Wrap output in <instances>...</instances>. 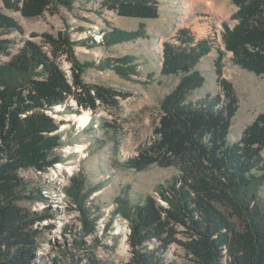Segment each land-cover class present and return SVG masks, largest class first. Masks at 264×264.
<instances>
[{
    "label": "trees",
    "instance_id": "1",
    "mask_svg": "<svg viewBox=\"0 0 264 264\" xmlns=\"http://www.w3.org/2000/svg\"><path fill=\"white\" fill-rule=\"evenodd\" d=\"M75 1L4 0L7 8L25 17L41 16L52 5L70 8ZM235 2L241 5L240 22L225 34L227 48L243 69L264 74V0ZM102 6L122 17L160 16V0H102ZM0 26L25 33L17 18L1 10ZM31 34L41 36L51 46V53L32 39L17 45L14 39L0 36V55L10 56L0 66V264H36L41 247L36 225L53 218L47 209L34 211L20 204L41 199L43 190L39 187L35 193L30 189L20 171L35 168L43 172L63 160L56 150L64 143L59 130L65 122L57 121L48 111L64 104L74 111L69 104L72 98L78 114L81 109L96 112L102 105L121 110V100L131 96L112 86L85 82V63L74 65L71 78L57 61L73 49L64 34ZM197 53L201 54L195 48L186 50L166 43L163 71H190L189 64L198 61ZM202 80L198 72L184 76L161 103L165 114L156 129L157 137L124 163L138 171L155 162L162 166L179 163L181 170L158 190L166 204L147 195L137 203L122 199L113 212V216L120 212L130 223L131 258L127 264H179L167 257L174 243L188 253L189 260L183 264H264V202L260 195L264 185V112L239 140L230 142L232 119L239 108L235 90L222 79L225 100L221 95H209L197 102L187 101V93ZM93 127L94 123L89 128ZM90 185L86 174L80 173L66 188L84 225L81 237L75 234L72 246L54 257L52 264H84V260L102 264L94 248L99 242L97 222L103 213L88 205L96 191ZM233 217L241 220L242 226L235 225ZM181 233L188 239L179 238ZM78 251L82 256H76Z\"/></svg>",
    "mask_w": 264,
    "mask_h": 264
},
{
    "label": "rangeland",
    "instance_id": "2",
    "mask_svg": "<svg viewBox=\"0 0 264 264\" xmlns=\"http://www.w3.org/2000/svg\"><path fill=\"white\" fill-rule=\"evenodd\" d=\"M240 9L235 0H160L158 18L139 19L119 16L103 7L102 0H77L70 8L52 5L41 16L25 17L0 0V10L17 18L25 29V33L10 32L0 26L1 37L12 38L17 45L24 39H32L51 53V46L41 36L32 37L31 33L49 32L55 36L62 33L71 40L73 49L61 54L57 61L71 78L74 65L81 62L85 63L82 72L85 82L131 93L121 100V110L102 105L96 112L81 109L78 114L72 98L69 104L74 111L66 104L48 111L57 121L65 122L59 130L64 143L56 150L63 160L43 172L35 168L20 171L35 193L39 187L43 188L41 199L23 200L20 204L34 211L47 209L53 214V218L36 225L41 246L36 252V264H52L54 257L72 246L75 234L81 237L83 220L66 191L72 177L80 173L86 174L90 186L96 190L88 198V205L103 213L96 226L99 242L95 253L102 264L129 262L131 228L126 217L120 212L113 216V212L122 199L137 203L147 195L166 204L158 190L173 181L181 170L179 163L162 166L155 162L141 171L124 163L157 137L156 129L161 127L165 114L161 103L177 89L186 74L198 72L203 79L200 86L187 93V101L197 102L209 95H221L225 100L221 80L232 84L239 108L232 119L230 142L239 140L244 130L264 112V74L256 75L237 64L234 52L227 48L224 39L228 30L239 24ZM100 36L102 39H97ZM166 43L186 50L195 48L201 53H197L196 63L189 64L190 71H163ZM202 49L205 50L201 52ZM9 60L10 56L0 55V66ZM86 112L91 119L82 124L77 115ZM92 123L94 127L90 129ZM59 163L63 164L62 168ZM260 195L264 202V185ZM231 219L235 225L242 226L241 220ZM50 224H54L51 229L47 227ZM179 238L187 240L188 236L181 233ZM87 241L94 243L92 238ZM82 254L78 251L76 256ZM167 257L179 264L189 260L186 250L177 243L171 245ZM82 263L88 264V261Z\"/></svg>",
    "mask_w": 264,
    "mask_h": 264
},
{
    "label": "bare ground",
    "instance_id": "3",
    "mask_svg": "<svg viewBox=\"0 0 264 264\" xmlns=\"http://www.w3.org/2000/svg\"><path fill=\"white\" fill-rule=\"evenodd\" d=\"M97 39L101 40L102 37H97ZM79 117V120L81 121L82 124H87V122H89V120L91 119V116L88 112L81 114L80 116L77 115ZM81 149H83V146H80ZM59 166H61V168L63 167V164L59 163Z\"/></svg>",
    "mask_w": 264,
    "mask_h": 264
},
{
    "label": "built area",
    "instance_id": "4",
    "mask_svg": "<svg viewBox=\"0 0 264 264\" xmlns=\"http://www.w3.org/2000/svg\"><path fill=\"white\" fill-rule=\"evenodd\" d=\"M126 222H127V225L130 227V223H129V220H126ZM131 228V227H130ZM130 232V231H129Z\"/></svg>",
    "mask_w": 264,
    "mask_h": 264
}]
</instances>
